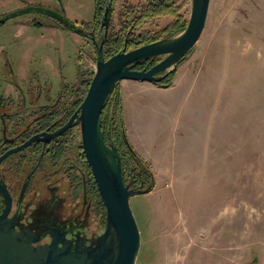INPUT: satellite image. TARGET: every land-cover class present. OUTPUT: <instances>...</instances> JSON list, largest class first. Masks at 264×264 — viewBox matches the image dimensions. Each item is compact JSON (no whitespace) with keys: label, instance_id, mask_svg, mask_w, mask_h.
Returning a JSON list of instances; mask_svg holds the SVG:
<instances>
[{"label":"rangeland","instance_id":"rangeland-1","mask_svg":"<svg viewBox=\"0 0 264 264\" xmlns=\"http://www.w3.org/2000/svg\"><path fill=\"white\" fill-rule=\"evenodd\" d=\"M177 1L189 16L191 0ZM122 2L115 1L109 33L118 28ZM2 13L14 14L0 23L11 66L59 67L68 82L84 65L94 70L95 45L86 34L47 24L82 29L94 0H0ZM183 65L204 73L211 91L196 105L200 113L170 101L161 144L144 159L154 187L129 198L140 235L135 264H264V0H210L198 42L177 67Z\"/></svg>","mask_w":264,"mask_h":264},{"label":"flooded vegetation","instance_id":"flooded-vegetation-1","mask_svg":"<svg viewBox=\"0 0 264 264\" xmlns=\"http://www.w3.org/2000/svg\"><path fill=\"white\" fill-rule=\"evenodd\" d=\"M40 12L53 17L48 11ZM56 21L47 24L70 28ZM31 22L41 24L36 18ZM83 34L93 42L90 34ZM5 49L1 44L0 214L5 215L4 226L17 240L33 245L49 244L54 238L69 251L81 243L90 245L105 228L106 212L77 118L89 67L78 68L77 79L68 82L59 67L37 70L21 60L17 67L11 66ZM71 119V126L51 136ZM32 137L37 138L12 151Z\"/></svg>","mask_w":264,"mask_h":264},{"label":"water","instance_id":"water-1","mask_svg":"<svg viewBox=\"0 0 264 264\" xmlns=\"http://www.w3.org/2000/svg\"><path fill=\"white\" fill-rule=\"evenodd\" d=\"M209 4L210 0H191L188 21L182 31L129 50L122 49L107 59H103L102 47L109 27V4L104 8L101 19L103 37L96 42L93 33L90 35L95 41L96 62L86 94L77 109V118L84 153L105 206V228L92 244L81 243L69 251L64 246H58L55 238L43 245L17 240L15 233L4 226L5 215L0 214V264H135L140 235L129 198L133 193L148 192L150 188H130V183L124 182L118 149L113 142H105L101 130V111L109 93L121 80L157 83L174 70L179 61L196 46L205 25ZM34 10L47 11L40 8ZM13 15L7 13L0 23ZM63 23L75 31H83L68 21ZM153 56L160 57V60L151 67L134 68L139 61ZM72 124L71 119L51 136ZM36 138H30L12 151L27 146Z\"/></svg>","mask_w":264,"mask_h":264},{"label":"trees","instance_id":"trees-1","mask_svg":"<svg viewBox=\"0 0 264 264\" xmlns=\"http://www.w3.org/2000/svg\"><path fill=\"white\" fill-rule=\"evenodd\" d=\"M115 1L94 0L93 18L83 22L81 26L83 32L90 35L93 33L95 39L102 34L100 41L104 32L101 25L104 8L109 4L110 24ZM163 17H170L171 20L161 27L151 28L156 24L154 23L156 20ZM187 21L188 16L183 10V4L178 3L177 0H143L134 4L124 0L121 4L118 28L110 33L107 32L102 47L103 59H107L122 49L129 50L160 38L176 35L185 28ZM192 50L193 48L179 61L177 66L192 53ZM158 60H160L158 56L149 57L136 63L134 68H149ZM94 61L96 62V49ZM86 74L85 93L93 76V68H89ZM175 74L176 68L156 84L161 87L172 85ZM100 123L105 140L113 142L118 149L124 182L131 183L132 188L149 187L151 190L154 187V176L150 164L134 150L126 136L119 83L114 86L104 103Z\"/></svg>","mask_w":264,"mask_h":264},{"label":"crops","instance_id":"crops-1","mask_svg":"<svg viewBox=\"0 0 264 264\" xmlns=\"http://www.w3.org/2000/svg\"><path fill=\"white\" fill-rule=\"evenodd\" d=\"M206 81L199 69L183 65L177 67L173 84L168 87L142 80L119 82L126 136L139 155L152 160L153 148L161 144L163 119H168L171 113L170 101L190 105L192 113L201 112L196 105L202 104L211 91ZM192 94L191 99L187 98Z\"/></svg>","mask_w":264,"mask_h":264}]
</instances>
